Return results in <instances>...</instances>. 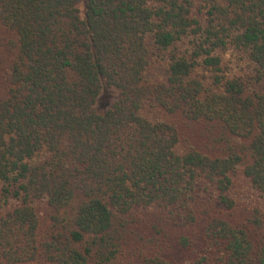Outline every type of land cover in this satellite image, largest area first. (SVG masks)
<instances>
[{
  "label": "trees",
  "instance_id": "obj_1",
  "mask_svg": "<svg viewBox=\"0 0 264 264\" xmlns=\"http://www.w3.org/2000/svg\"><path fill=\"white\" fill-rule=\"evenodd\" d=\"M0 264H264V0H0Z\"/></svg>",
  "mask_w": 264,
  "mask_h": 264
},
{
  "label": "rangeland",
  "instance_id": "obj_2",
  "mask_svg": "<svg viewBox=\"0 0 264 264\" xmlns=\"http://www.w3.org/2000/svg\"><path fill=\"white\" fill-rule=\"evenodd\" d=\"M229 59L231 60L230 65L232 66V72H238L240 70V66L241 68L244 67V61L239 62V64L237 63V61L235 60V56H228ZM246 65V71L249 69L247 62L245 63ZM242 70V69H241ZM162 71H163V66L162 63L156 58L153 62L152 65L150 66V68L147 71V78L149 80H155L157 78H159L162 75ZM144 114L149 116L150 118H160V119H167L162 113L156 111L155 109H151V108H146L144 111ZM246 185H245V184ZM244 185V191L243 193H245L244 199L247 198L249 200H256L258 201L259 199L256 197V194L254 193L253 189L250 187L248 182H243L242 183Z\"/></svg>",
  "mask_w": 264,
  "mask_h": 264
}]
</instances>
